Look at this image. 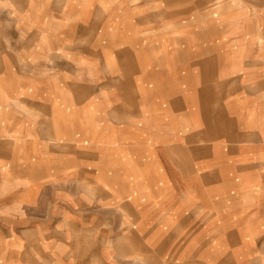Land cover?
Returning <instances> with one entry per match:
<instances>
[{"label":"crops","instance_id":"crops-1","mask_svg":"<svg viewBox=\"0 0 264 264\" xmlns=\"http://www.w3.org/2000/svg\"><path fill=\"white\" fill-rule=\"evenodd\" d=\"M0 264H264V0H0Z\"/></svg>","mask_w":264,"mask_h":264}]
</instances>
